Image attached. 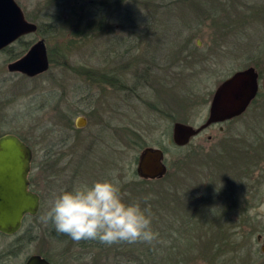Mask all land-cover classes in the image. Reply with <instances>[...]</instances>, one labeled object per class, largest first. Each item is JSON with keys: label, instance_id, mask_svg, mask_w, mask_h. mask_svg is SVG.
I'll list each match as a JSON object with an SVG mask.
<instances>
[{"label": "rangeland", "instance_id": "1", "mask_svg": "<svg viewBox=\"0 0 264 264\" xmlns=\"http://www.w3.org/2000/svg\"><path fill=\"white\" fill-rule=\"evenodd\" d=\"M15 1L39 30L0 49V135L21 136L31 148L32 187L36 152L39 156L53 143L59 151L50 160L64 153L52 171L47 169L53 177L43 182L39 212L26 214L16 233H0V247L17 249L15 263L39 252L56 264H126L125 256L117 255L124 250L121 241L108 249L81 250L72 238L59 239L53 224L41 219L60 191L112 179L117 170L123 196L137 202L147 196L148 205L159 204L165 189L168 198L170 191L183 195L189 180L196 184V201H201L198 186L214 198L212 212L196 214L207 223L170 224L182 219L175 208L164 210L163 202L165 215L152 223L156 238L131 242L137 264H264V172L259 168H264V95L225 121L223 131L209 127L183 146L171 138L175 121L204 120L213 90L234 70L256 61L262 79L264 0ZM88 25L102 30L89 33ZM39 38L46 45L47 70L34 76L9 71L11 55L19 57ZM165 65L166 85L161 76L159 85L153 84L149 72ZM83 115L86 124L76 127ZM231 139L260 159L250 178L232 167L236 151L219 150ZM145 146L164 150V176L137 175L136 159ZM224 161L229 168L221 173L218 165ZM217 213L223 214L220 221Z\"/></svg>", "mask_w": 264, "mask_h": 264}, {"label": "water", "instance_id": "2", "mask_svg": "<svg viewBox=\"0 0 264 264\" xmlns=\"http://www.w3.org/2000/svg\"><path fill=\"white\" fill-rule=\"evenodd\" d=\"M36 24L27 20L15 0H0V49L9 45L24 33L34 31ZM49 58L43 38L34 41L19 57L7 63L12 72L34 76L47 70ZM259 73L253 65L234 70L215 87L209 106L207 120L197 126L175 121L172 126V140L177 145L185 144L190 136L198 133L210 122L223 121L242 113L255 97L259 88ZM264 88V75L262 78ZM83 116L76 118V125L82 126ZM31 148L13 133L0 135V231L14 233L21 226L25 214H35L38 196L28 189ZM163 150L145 146L137 157L135 171L142 178H157L165 174ZM261 235H257L260 239ZM264 239V237H263ZM264 250V243L261 245ZM24 264H52L44 257L33 254Z\"/></svg>", "mask_w": 264, "mask_h": 264}, {"label": "clouds", "instance_id": "3", "mask_svg": "<svg viewBox=\"0 0 264 264\" xmlns=\"http://www.w3.org/2000/svg\"><path fill=\"white\" fill-rule=\"evenodd\" d=\"M116 174L117 170H112V179H97L91 184L60 191L41 219L76 241L152 242L157 232L152 226L150 209L124 199Z\"/></svg>", "mask_w": 264, "mask_h": 264}, {"label": "trees", "instance_id": "4", "mask_svg": "<svg viewBox=\"0 0 264 264\" xmlns=\"http://www.w3.org/2000/svg\"><path fill=\"white\" fill-rule=\"evenodd\" d=\"M88 26H90V27H88V30L90 28L93 29V30H90L89 33H91V32L96 33L98 31L102 30V27H100L99 25H88ZM37 30H39V28ZM83 33L85 35L88 32H83ZM88 36H89V34H88ZM24 45H25L24 47H26V44H24ZM187 55L189 56V54H187ZM15 57H17V56L11 55L10 58H15ZM253 65L255 67H257V68L259 67V63L256 62V61L253 62ZM76 71H77V69H76ZM144 72H148V69L146 68V69L141 70L140 74H144ZM79 73H80V71H79ZM105 74H103L102 76H104ZM110 81L111 80H108L107 82L110 83ZM259 94H263L264 95V91H261ZM254 101H255V99L253 100V102ZM262 107H264V106L262 105ZM20 138L23 139L24 141H26L23 137L20 136ZM245 155L246 156L243 159H241V160H238V158L233 157L231 161H232V163H235V164L232 165V167L233 166H235V168L241 167V163L244 162L245 164H247L246 170H247V173H249L248 175H249V178H250L252 172L255 171L254 167L258 165L260 159H257L255 157L256 154L254 152L253 153L250 152V149H249V152L246 153ZM218 167H220V168H218L217 171H219L221 173L224 172L227 168H229L228 164H227V161L221 162V164L218 165ZM259 168L261 169L260 172H264V168H262V167H259ZM263 175H264V173H263ZM184 185L188 189L187 191L185 190L186 191L185 194L176 195L177 194L176 192H171L170 191V195H171L170 198H168L169 190L165 189V194L162 192L160 199H158V203L159 204L153 202L152 204L148 205L147 204V200H145L144 198L140 197V202L139 203L142 205V207H146L147 209H150V212H151V215H152V223H155L158 219H161V217L163 215H165L162 212V205L161 204L163 202H165V204H164L165 209L164 210H166V208H167L168 210L170 209L172 211L175 208L174 214L178 215V213H179V215H180L179 217H181V219H182V220L170 219V224H174L175 223L174 221H177V222H180V223H183V224H189V223H195V222L196 223H207L205 218L202 215H196V214H201V213L203 214V213H205L207 211L208 212H212L211 211V205H210V202H212L214 200V198L211 197L212 194L210 193V195H207L209 193H207L205 187H199L198 186V189H199L198 193H199V195L201 197L200 198L201 201H196V198L192 197V196H195V192L197 190V187L196 188L194 187L196 184H194L193 181L189 180ZM207 185L209 186V183H207ZM258 186H260L259 189H261L260 182L258 183ZM263 189H261V190L263 191ZM205 191H206V193H205ZM211 192H214V191H211ZM222 192H223L222 190L218 191V193H222ZM248 192H249V190H248ZM131 198H133V202H137V200H134V197L124 196V199L126 201H128V202H129V200ZM173 201H175V202H173ZM155 205H157V206H155ZM164 206H163V208H164ZM214 210L215 211H213V212H216V209H214ZM217 214H218L217 215L218 219H216V220L220 221V218H221V216L223 214L222 213H217ZM203 218H204V221L200 222ZM217 221L213 220V221H209V223H216ZM57 236L59 237V239H70L71 238L66 233H60V232H57ZM118 242H120V241H118ZM114 243L115 242H113L111 244H106V243L101 242L99 240L89 239V240H79V241L75 240L74 244H75V246L77 248H79L81 250L82 249L93 250V249H104V248H107L108 245H109V248H112V247H114ZM120 244H122V248L124 250L123 251H119V254H117V255L121 256V257L125 256L124 257L125 258L124 262L126 264H137L135 262L136 258L134 256H138V255H134L133 254V249H131V244H133V243H131L129 241H121ZM48 259L51 260L50 258H48ZM53 263H55V262H53Z\"/></svg>", "mask_w": 264, "mask_h": 264}, {"label": "flooded vegetation", "instance_id": "5", "mask_svg": "<svg viewBox=\"0 0 264 264\" xmlns=\"http://www.w3.org/2000/svg\"><path fill=\"white\" fill-rule=\"evenodd\" d=\"M26 18V17H25ZM27 19V18H26ZM37 29V28H36ZM36 29L34 30V31H36ZM34 31H30V32H34ZM27 33H29V32H27ZM24 34H26V33H24ZM22 36V35H21ZM8 46V45H7ZM7 46H5L4 48H2V49H5ZM48 54V53H47ZM15 58H17V57H15ZM15 58H13V59H15ZM49 58V57H48ZM254 66V65H253ZM255 67V66H254ZM154 69H155V71H151V72H149V74H150V76H151V78L153 79V84H158L159 85V81H157L156 82V77H162L163 79H162V81H161V83H162V85H166L165 83H164V81H166V76L168 75V72L165 70V69H167V66L165 65V66H161V67H159V66H155V67H153ZM159 68L161 69V70H159ZM256 68V67H255ZM163 70V71H162ZM258 71V70H257ZM12 72V71H11ZM20 73V72H19ZM258 73H259V76H258V79H259V88H258V91H257V93H256V95H255V97L251 100V102L249 103V105L246 107V109L251 105V103H252V101L254 100V99H256V97L258 96V94L261 92V91H264V88L262 87V79L260 78V75H261V72L260 71H258ZM22 74H24V73H22ZM39 74H41V73H39ZM25 75V74H24ZM36 75H38V74H36ZM263 78V77H262ZM151 79V80H152ZM165 88V87H164ZM163 90V89H162ZM213 92H214V90H213ZM212 96H213V93L211 94V98L209 99V103H208V106H207V112H206V116H205V118H204V120L202 121V122H200V123H198V124H196V125H193V124H190V123H188V122H184V123H187V124H190V125H193L194 127H197V126H199V125H201V124H203L206 120H207V117H208V114H209V106H210V102H211V99H212ZM245 109V110H246ZM244 110V111H245ZM243 111V112H244ZM242 112V113H243ZM242 113H240L239 115H241ZM239 115H236V116H233V117H231V118H229V119H225V120H223V121H216V122H210L209 124H207L206 126H204L198 133H196L195 135H193V136H190L189 137V139H188V141L185 143V144H182V145H179V146H183V145H187L189 142H190V140H191V138H193V137H197V136H199L204 130H206V129H208L209 127H215V126H217L218 127V130L219 131H223L224 130V127H223V123L225 122V121H227V120H230V119H232V118H234V117H237V116H239ZM83 118H84V120H85V122H84V124L82 125V126H84L85 124H86V121H87V116H84L83 115ZM75 125H76V120H75ZM76 127H80V126H78V125H76ZM19 137V136H18ZM208 139H210L211 138V135L210 134H208L207 136H206ZM20 138V137H19ZM171 138H172V136H171ZM21 139V138H20ZM23 140V139H22ZM24 141V140H23ZM173 141V140H172ZM236 141V142H235ZM25 142V141H24ZM61 142H63V143H65V141H61ZM220 142V141H219ZM218 142V143H219ZM26 143V142H25ZM56 143V142H55ZM174 143V142H173ZM175 144V143H174ZM48 145V144H47ZM62 145V144H61ZM60 145V146H61ZM177 145V144H176ZM52 146H54V144L53 143H50L48 146H46V148L45 149H42V150H40V152H39V156H38V152H36L37 153V165H36V175H35V178H34V182H35V186L34 187H32L31 186V184H30V178H29V173H30V170H29V173H28V189L29 190H31V191H33L35 194H37V196H38V209H37V212H39V209H40V207H41V205H42V203H43V188H42V185H43V182H47V181H51V179H52V173L50 174V177H48L47 176V169L49 168L50 169V171H52L53 170V168H54V166L56 165V163H58L60 160H61V158L60 157H62V154H64L63 153V150L62 151H60L59 152V154H57V156H54L53 157V160H50V156H52V155H54V153H57V151H59V150H53V147ZM219 150H221V151H223L224 153L227 151V150H234V151H236V153H237V155L235 156V158H238V160H241V159H243L246 155V153H248V148H247V146L246 145H244V144H239V142H237V140H232L231 139V141H223L222 142V144L220 143V145H219ZM162 149V148H161ZM195 149L197 150V151H201L200 149H201V147L200 146H198V147H195ZM163 150V149H162ZM163 153H164V150H163ZM165 154V153H164ZM65 156V155H64ZM32 157V156H31ZM138 157V156H137ZM46 161V162H45ZM49 161V162H48ZM48 162V163H47ZM163 162L165 163V161H164V156H163ZM136 163H137V159H136ZM54 164V165H53ZM242 165H241V167H238V168H236V169H238L239 170V172H240V174H243V177H248L249 175V173H247V170H246V168H247V164H245L244 162H242L241 163ZM165 165H166V168H167V164L165 163ZM30 166H31V161H30ZM44 167V168H43ZM167 172V171H166ZM165 172V173H166ZM43 173V174H42ZM45 176H47V177H45ZM162 176H164V174L162 175ZM161 176V177H162ZM50 183V182H49ZM237 203V202H236ZM36 212V213H37ZM27 214H29V213H27ZM26 215V214H25ZM24 215V216H25ZM23 216V217H24ZM23 219V218H22ZM18 231V230H17ZM16 231V232H17ZM16 232H14V233H16ZM0 233H2V234H14V233H5V232H1L0 231ZM17 249L16 248H8V247H0V264H17V263H15V260L17 259V251H16ZM33 254H38V255H40V256H42V257H44L45 259H47L50 263H52V264H56V263H53L51 260H49L47 257H45L43 254H41V253H39V252H33V253H28V254H24L23 256V259H22V261L20 262V263H18V264H24L25 263V261L28 259V257L29 256H31V255H33Z\"/></svg>", "mask_w": 264, "mask_h": 264}]
</instances>
